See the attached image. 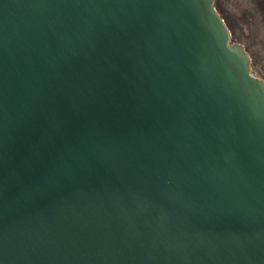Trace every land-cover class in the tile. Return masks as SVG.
Here are the masks:
<instances>
[{
	"label": "water",
	"instance_id": "water-1",
	"mask_svg": "<svg viewBox=\"0 0 264 264\" xmlns=\"http://www.w3.org/2000/svg\"><path fill=\"white\" fill-rule=\"evenodd\" d=\"M0 264H264V78L214 0H0Z\"/></svg>",
	"mask_w": 264,
	"mask_h": 264
},
{
	"label": "rangeland",
	"instance_id": "rangeland-1",
	"mask_svg": "<svg viewBox=\"0 0 264 264\" xmlns=\"http://www.w3.org/2000/svg\"><path fill=\"white\" fill-rule=\"evenodd\" d=\"M264 0H214L233 42L242 45L252 60V69L264 78Z\"/></svg>",
	"mask_w": 264,
	"mask_h": 264
},
{
	"label": "flooded vegetation",
	"instance_id": "flooded-vegetation-1",
	"mask_svg": "<svg viewBox=\"0 0 264 264\" xmlns=\"http://www.w3.org/2000/svg\"><path fill=\"white\" fill-rule=\"evenodd\" d=\"M260 11L262 13V16L264 17V1H262V5L260 6Z\"/></svg>",
	"mask_w": 264,
	"mask_h": 264
},
{
	"label": "trees",
	"instance_id": "trees-1",
	"mask_svg": "<svg viewBox=\"0 0 264 264\" xmlns=\"http://www.w3.org/2000/svg\"><path fill=\"white\" fill-rule=\"evenodd\" d=\"M219 13V12H218ZM220 14V13H219ZM221 16V15H220ZM222 17V16H221Z\"/></svg>",
	"mask_w": 264,
	"mask_h": 264
}]
</instances>
